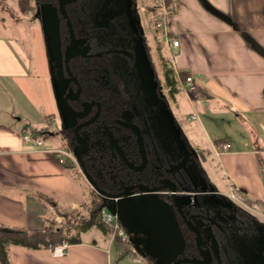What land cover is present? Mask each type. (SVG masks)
Instances as JSON below:
<instances>
[{
    "label": "crops",
    "instance_id": "0c3cea01",
    "mask_svg": "<svg viewBox=\"0 0 264 264\" xmlns=\"http://www.w3.org/2000/svg\"><path fill=\"white\" fill-rule=\"evenodd\" d=\"M172 1L171 11L160 17L165 50L173 68L192 77L195 89L184 92L189 112L179 99L170 110L186 135L195 136L196 146L200 140L193 124L197 122L205 141L204 151H197L199 163L217 193L224 196L236 188L237 205L248 201L251 207L264 209V0ZM14 16L15 25L24 24L25 16ZM12 22L0 12V30L5 29L0 33V224L39 228L54 210L38 195L75 209L84 202V193L70 163H58L49 148L22 143L23 134L42 130L53 136L50 129L37 120L34 129L22 127L20 116L9 113V109L15 112L32 65L22 40L5 35L13 29ZM45 52L39 61L49 69ZM40 78L49 84L48 73ZM223 143L230 148L223 151ZM207 169L214 181L210 182ZM257 212L264 220V213ZM84 233L90 236L89 229ZM92 234L80 236L63 256H53L45 247L12 243L7 247L8 259L11 264H142L145 260L130 242L111 240L106 231Z\"/></svg>",
    "mask_w": 264,
    "mask_h": 264
},
{
    "label": "flooded vegetation",
    "instance_id": "af4514ba",
    "mask_svg": "<svg viewBox=\"0 0 264 264\" xmlns=\"http://www.w3.org/2000/svg\"><path fill=\"white\" fill-rule=\"evenodd\" d=\"M41 2L53 8L56 15L57 32L50 30L51 22L48 26L50 41L56 37L48 59L61 86V94L58 92L56 98L62 107L61 131L57 133L71 153L77 151L79 161L74 157V164L89 188L104 199L87 175L108 194L123 191H127L126 196L146 194L139 188L158 186H174L178 195L186 190L182 201L188 202L183 205L182 213L199 230L204 227L210 233V238L204 239L212 257L208 264H223L224 258L228 264H244L245 251L264 233V225L252 215L247 217L244 209L217 192H207L204 196L192 194L190 178L180 166L181 159L158 144L154 129L158 106L144 98L136 69L138 41L143 44L153 70L156 97L164 99L169 110L171 107L159 91L162 85L144 35L142 8L135 10L137 1L132 0L133 23L128 21L125 12L114 14L117 0H34L30 2L34 9L28 13L30 19L39 16ZM60 3L67 21L60 11ZM63 101L69 109L63 106ZM182 132L186 134L183 128ZM139 137L142 148L138 145ZM197 157V169L207 184L208 177L199 163L198 153ZM157 193L170 201L169 192ZM174 212L178 224L187 228L183 217ZM182 257L200 258L194 233L192 248L186 250L184 245L177 258Z\"/></svg>",
    "mask_w": 264,
    "mask_h": 264
},
{
    "label": "water",
    "instance_id": "95a60500",
    "mask_svg": "<svg viewBox=\"0 0 264 264\" xmlns=\"http://www.w3.org/2000/svg\"><path fill=\"white\" fill-rule=\"evenodd\" d=\"M117 4L118 7L114 14L125 12L128 21L131 23L135 22V16L132 15V0H117ZM62 6V3H60V11L66 18ZM72 42L73 38H71V45L73 44ZM138 43L135 49L136 69L138 70L144 98L151 105L157 104L158 106V114L154 117V129L159 146L166 152L171 150L181 159L180 166L190 178L193 189L191 191L192 194L204 196L207 192H213L212 185L210 183L206 184L197 169L196 159L198 157L196 149H194L187 135L183 134L182 127L170 112L166 101L164 99L158 100L156 97V81L154 80L153 70L143 44L141 41H138ZM69 54L67 52V56ZM52 58H54V55H52ZM57 87V91L61 94L59 82ZM63 106L69 109L66 101H63ZM137 141L139 147L142 148L140 137ZM72 154L79 161L77 151L73 150ZM87 177L94 189L104 196L101 207L108 206L112 213L116 214L118 221L128 234L133 250L137 254L151 259L154 264H208L211 261V252L204 244L205 241L200 232L201 230L182 213L183 205L188 202L182 201L185 199L186 190L182 195H178L174 186H158L139 188L140 192L146 194L126 196L127 191L118 194H108L98 188L88 175ZM161 190L169 192V195H171L170 201L160 197L157 192ZM174 210L183 217L182 220L188 231L194 233L195 245L200 258H177L182 254L185 244ZM245 252L246 254L243 255L244 264H264V233Z\"/></svg>",
    "mask_w": 264,
    "mask_h": 264
},
{
    "label": "rangeland",
    "instance_id": "374dc122",
    "mask_svg": "<svg viewBox=\"0 0 264 264\" xmlns=\"http://www.w3.org/2000/svg\"><path fill=\"white\" fill-rule=\"evenodd\" d=\"M136 1H137V5H135V10L139 11V9L142 8V10H140V15L142 17V22L144 25V35L148 43L149 52H150V55L152 56L151 58L155 66L156 74L158 76L160 84H162L161 83L162 81L161 80V70H162L161 69V64H162L161 57L163 56L162 52H167V50H164L165 39L162 35L163 26L158 25V22L159 21L161 22L160 17H162L161 15L162 13L159 10L161 6L160 5L156 6V4H154V0L152 1L151 0H136ZM16 3H17V9L15 8ZM18 7H19L18 0L17 2H15V0H0V12L4 13V15L6 16H10L11 20L13 21L12 22L13 25L11 24L12 25L11 28L13 27V29L6 30L5 35L6 36L11 35L13 37L18 36L22 40V44L25 50L31 55V58H32V65L29 71L30 76L28 79H25L22 82V87L24 88L23 90H21L20 96L16 99L17 100L16 107L13 106L15 108V112L13 109H9V113L11 112L12 117L17 118L18 116H20L21 121L19 123H20V126L22 127L34 129L35 126H37L36 125L37 121H40V124L43 123L45 127L50 129L53 136H51L48 133H42L41 132L42 130H36L34 132L32 131L30 135H32L33 137V134L37 133V136L41 138L43 143L40 146H35V145H30V146L38 148V149L41 147L51 148L52 146L53 147H56V146L65 147L63 143V139L57 133L58 129L61 127L59 111L60 113L62 112L59 102L57 104V100H56V98L58 97L57 96L58 95V91H57V88H58L57 79L58 78L56 77L57 75L54 77L55 75L54 70L52 71L50 68L46 69L43 63L39 61L41 59L39 56L42 50L43 51L46 50L45 56H46V59H48V56H49L48 54L49 52L51 53L52 51V45H54L56 42L55 41L56 37L55 39L53 38V41H50V31L48 29V26H50V22H51L52 24H51L50 30L57 32L56 31L57 27L55 23L56 21L55 11L53 10V8H49L45 4L43 5V3L41 2L38 5L39 16L36 19H32V18L30 19V15L28 13H22ZM15 14H16V17L25 16L24 18H21L24 24L17 23L15 25V22H17L16 21L17 18L16 19L14 18ZM51 18H52V21H51ZM30 21L32 22L34 21V24H32L31 22V24L28 25V22ZM1 30L4 31L5 29L3 28ZM1 30H0V33H3V31ZM45 31L47 33V36L45 34ZM48 39H49V42H48ZM47 73L50 77L49 84L47 83L46 80L40 78V76H43V75L45 76ZM52 82L54 83V87H53ZM159 91L161 94L166 96L168 103L170 104L169 106L171 108L174 106L173 105L174 100L179 99L182 101L181 104L185 108L186 112L190 111V107L185 102L186 96H184L185 95L184 90L180 89V87H179L178 92H176L172 97L168 96V93L162 86L160 87ZM55 92H56V96H55ZM23 112H26V114L28 113L29 115H26ZM44 116L46 120L44 119ZM14 121L17 122L16 120ZM193 125L196 128V131H195L196 136H198L200 143L197 142L198 146H196L195 144L196 139L193 134L192 136L187 134V137L189 141L191 142V144L193 145L194 149H196V151L199 152V148L200 149L203 148V151H204L205 141L203 137L201 136L202 133L197 126V122H195ZM66 163H70V165L73 166L74 173L77 179L80 180L79 182L83 187V193H84L83 201L84 202H82V205L77 206L74 209V211H76L78 215H85L86 214L85 207L89 205V201H90L89 200L90 195H91L90 188L87 185V183L84 181V179L81 177V175L79 174V171L77 169L78 167H76V165L69 159H66ZM215 163H214V166H215V169L217 170L218 167L215 165ZM207 171L210 175V176L208 175L210 177L209 178L210 182L214 181L213 179L214 177L211 176L209 169H207ZM69 173L71 174L70 171ZM216 183L219 185L218 180H216ZM211 188L214 190V192H217L218 190L216 185H212ZM60 206L64 207V205H60ZM239 207L248 211L250 215L258 219L259 223L264 225L263 217L259 215V213L257 212V211H261L264 213V209H261L259 207L258 208L251 207L247 204L245 205L242 204ZM68 210H71V209H68ZM103 210L105 212L112 213L110 207L108 206L103 207ZM46 217H49V218L54 217L56 221H60V222L64 221L63 218L55 215V212L51 213L50 215H47ZM78 230L79 229H75L73 230L72 233L78 234L79 237L81 236L83 238L88 236L87 235L88 233L87 234L84 233L86 230L81 233ZM89 230H90V234H89L90 236H88L87 238H91L93 235L92 233L98 234L100 232V230L97 229L96 227H91L89 228ZM108 233L110 234L109 230H108ZM201 233H202L203 239L207 240L208 238H210L209 231L206 230L204 227L201 229ZM120 243H122L123 245L126 244L123 242H120ZM211 247L214 251L215 250L214 244H212ZM130 248H132V246ZM130 255L133 256V254H130Z\"/></svg>",
    "mask_w": 264,
    "mask_h": 264
},
{
    "label": "trees",
    "instance_id": "16d2710c",
    "mask_svg": "<svg viewBox=\"0 0 264 264\" xmlns=\"http://www.w3.org/2000/svg\"><path fill=\"white\" fill-rule=\"evenodd\" d=\"M163 2L165 5V11L170 12L172 9L173 1L163 0ZM18 6L19 10H21L22 13H30V11H34L32 4H30V1L28 0H18ZM162 53L161 85L168 93V96H173L179 90V80H184L188 73L186 71H183L182 69L180 71H176L171 63V54H169L168 52ZM60 131L61 130L58 129L59 133ZM33 137H37V134H33ZM90 194L89 205L85 207V215H78L77 212L74 211V209L68 210L67 208L61 207L59 203L52 197L38 195L45 202H47L51 206V208H53L55 214L58 217L63 218V222L56 221L54 217H46L42 226L39 228H16L0 224V264H11L8 259L7 247L12 243L14 245H21L30 249L40 247L46 248L48 244L56 245L66 240L70 244L79 242V235L72 233L75 229H79L78 231L81 233L91 227H96L100 231L108 232L109 228L101 221L100 218V213L103 209L101 207L103 200H101L91 189ZM245 202H247V205L251 206L250 202ZM245 214L247 217H251L250 213L246 210ZM180 225V230L187 250L188 247L192 248L193 246V233L188 231L183 224ZM222 247L227 249L226 246L220 245V248ZM122 250H124V248ZM124 253H126V251ZM223 260V264H228L227 259L224 258ZM142 264L154 263L151 259L146 257Z\"/></svg>",
    "mask_w": 264,
    "mask_h": 264
},
{
    "label": "built area",
    "instance_id": "2783aa9c",
    "mask_svg": "<svg viewBox=\"0 0 264 264\" xmlns=\"http://www.w3.org/2000/svg\"><path fill=\"white\" fill-rule=\"evenodd\" d=\"M154 4H156V6H161L160 7V12H162V14H164L165 12V5L163 0H154ZM163 22L159 21L158 25L162 26ZM172 44L174 46H176L178 44L177 41H173ZM179 87L181 89L184 90L185 93H190L192 91H194L195 89V85L193 82V79L190 75H187L185 77L184 80H179ZM22 143H24L25 145H35V146H40L42 145L43 141L41 140L40 137H32V135H30L29 133H25L22 135ZM230 148V144L229 143H223L221 145V149L223 151L228 150ZM49 154L51 153V155L56 159V161L60 164H63L66 162V159L71 160L73 163L75 161V158L73 156V154L71 153V151L66 148V147H51L48 150ZM226 197H228L230 200L239 203V196L237 194V189L236 188H231L230 191L226 194ZM100 218L101 221L107 225V227L109 228V232H110V238L111 240H114L116 238H118L120 240V242L123 243H128L129 239H128V234L126 233V231L122 228V226L120 225V222L117 219V216L115 213H109V212H105L103 209L101 210L100 213ZM70 243L66 241H62L59 244L56 245H50L48 244V246L46 247L50 253L53 256H63L66 251L67 248L69 247Z\"/></svg>",
    "mask_w": 264,
    "mask_h": 264
}]
</instances>
